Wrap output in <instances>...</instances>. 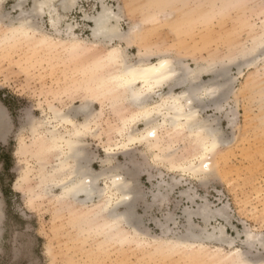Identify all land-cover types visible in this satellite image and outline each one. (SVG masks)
I'll return each mask as SVG.
<instances>
[{
    "label": "rangeland",
    "instance_id": "obj_1",
    "mask_svg": "<svg viewBox=\"0 0 264 264\" xmlns=\"http://www.w3.org/2000/svg\"><path fill=\"white\" fill-rule=\"evenodd\" d=\"M18 3L0 2V113L4 122L0 133V264H264L261 0H76L67 13L60 9L61 0H53L63 17L61 32L53 31L44 14L28 19L37 29L28 35L11 29L21 14L29 17L33 8L30 0L17 7ZM103 4L120 12L121 32L127 33L134 25L141 29L130 48L121 43L131 60L147 54L155 61L167 54L180 57L192 69L205 63L229 64L227 78L232 80L230 94L220 103L222 110L200 112L201 120H218L222 139L209 156L213 172L207 180L156 162L153 151L142 144L118 149L123 140L119 130L134 112L124 98L119 99L120 91L89 101L94 109L89 119L94 123L92 132L82 137L83 164L97 175L99 189L108 182L107 174H122L127 180L131 176L134 227L127 222L124 233L106 223L97 196L78 203L62 198L59 186L50 184L59 150L50 127L43 123L50 116V106L64 111L80 106L87 95L83 84L105 90L112 87L109 82L118 66L109 54L118 42L94 44L91 31L92 18ZM69 23L82 45L72 43L65 34ZM212 78L206 74L201 80ZM84 119L78 115L74 120L79 124ZM66 126H59L57 135L66 134L70 130ZM143 127L141 122L135 125L137 130ZM170 133L163 135V145L173 143L177 164L200 152V141L193 135ZM203 204L212 212L222 210L223 216L214 214L205 224L193 214ZM117 210L122 213L125 208ZM188 211L190 218H186ZM204 227L208 234L223 229L225 242L203 236L189 239L191 231L197 235ZM247 235L254 241L252 248L246 244Z\"/></svg>",
    "mask_w": 264,
    "mask_h": 264
},
{
    "label": "bare ground",
    "instance_id": "obj_2",
    "mask_svg": "<svg viewBox=\"0 0 264 264\" xmlns=\"http://www.w3.org/2000/svg\"><path fill=\"white\" fill-rule=\"evenodd\" d=\"M1 1L2 0H0V2ZM24 1L26 0H18L19 3L17 7L20 6V4ZM30 1L33 4V8L31 12L29 13V17H28V13L23 14V15L21 14L20 17L17 19L16 24L12 26L11 29L14 32L25 34V35L35 33L37 32V29L34 28L33 24L28 19L33 18V17L35 18L39 15L46 14L49 17V24L51 28L53 29V31L60 33L61 28L59 27V22L61 21L63 17L59 15L56 7L53 6V0H30ZM42 4L46 5L43 11H41V8H40ZM75 5H76V0H61L60 9L61 11H63V13L65 12L67 13ZM109 12L111 13V15L108 14ZM120 19H121L120 12H114L110 7H107L103 4L101 7V11L97 14L96 17L92 18L93 27L91 31H92V39L94 41L92 42L94 44L104 42V43H107V45L113 44V42H118V44L111 46L113 48L112 49L113 51L119 50V49L124 50V48L121 46V43H124L126 45L125 49L130 48V46L133 45V40L135 41L138 40L141 34V29L138 26L134 25L131 27V29L127 33H123L121 32L119 24H118ZM73 30H74V27L70 23L66 24L64 27L65 34L67 35L68 38H70V41L76 45H82L83 42H81L80 40H78V38H76ZM113 30H118L119 33H123L126 38L110 39L109 37L112 35ZM124 53H125V50H124ZM146 55L147 54H144V55H141V57H139V54H138L139 60L137 61H133L125 55L126 63L131 68H146V67H149L157 63V60L151 61L149 60V57ZM160 56H168L173 61L179 62L177 71L183 72L185 74L194 73L200 80H201V77L206 74H211L213 76V78L208 81L209 83L214 80L217 81L218 83H226L231 80V78L230 80H228L227 78L229 64L220 65L218 67L219 73H217V72L205 71V69H207L210 65H216L215 63H205V65L198 64L197 66H195V68L192 69L187 64H185L183 61H181L180 57H173L167 54L160 55ZM116 65L118 66V69H117V72L114 78L119 76V74L121 73L120 65L119 64H116ZM220 78L223 79L224 82H219ZM136 87L137 88L141 87L139 82H137ZM177 89H179L178 92L176 91ZM118 91L121 92L120 95L118 96L119 99L120 97L124 98L123 90H118ZM160 91L165 93L166 96L172 95V96L183 98L185 89L179 86L169 88V86L166 85ZM226 96L224 97L223 101L226 100ZM153 99L156 100V102L158 103L160 102L159 98L157 97H154ZM81 105L71 110H68V111H64L61 108L59 109V108L52 107V106L49 107L48 113L50 114V116L46 117L43 123L47 124L48 127H50L51 139L53 141L54 146H56V148L59 150V155H58L59 163L55 167V173L51 175L50 177L49 175L47 177L50 178V184L55 183L56 184L55 186L57 187L59 186L61 190L62 198H67V199L70 198V199L75 200V202L78 201V203L83 204L85 202H91V200L95 196H97L99 199L97 200L99 201L98 207H99L100 212L104 215V218L106 219V223H108L109 226H111L112 228L118 229L122 233H124L126 232V230L123 225L127 224V222L132 223L131 225L134 227L133 225L134 216L131 215L132 214V203L134 201L132 197L134 195L133 186H132L133 184H130L132 180L129 179L131 178V176L127 180L121 176L122 174L121 175L115 174V173L107 174L105 175L106 177L105 179H107L108 182H106L105 185L103 184L104 188L101 187V189H99L100 187L99 188L97 187V181H98V178L96 177L97 175L94 176L93 174H90L87 171L86 166L83 164V162L85 161V155H84L83 148H82L83 146L82 137L83 135L89 132H92L91 124L94 123V121H91L89 119V114H88L89 112L83 109ZM128 105L130 106V108L133 109L134 112L131 115L127 116L123 124V127L119 130L123 136V140L120 143V145L117 143L118 149L127 150L128 147L130 149L131 145L142 144L149 150L151 149L153 151L152 157L155 159V161L157 160L158 162H163V163L165 162L166 164H168L169 168L173 171L179 170V171H182L183 173H188L192 175V177H197L201 179L202 177L209 176L213 172L212 165L209 162V156L210 155L212 156L215 154L218 146L222 142L219 131L216 128V125L218 126V123H217L218 120L217 121L215 119L212 120V123L215 125L216 131L218 133L217 145L214 148V150L206 153L205 143L209 141L210 129L201 128V127L194 126V125L197 120L204 122L205 124H207L209 120L208 119L201 120L199 118L200 115L198 117L195 115L197 112V107L195 105L192 106V112L194 116L193 120L187 119L186 113H187L189 106L187 105L186 100L184 101L182 105L184 108V111H178L176 108H173L170 111L166 110L164 115L159 117L160 124H159V130L157 131V135L155 137H146V139H143V140H141V137H144L146 135L145 124L141 122L144 125L143 130L135 129V125L140 121H137L135 119L136 110L132 107L131 104L128 103ZM212 108L213 110L220 112L222 110V104L219 105V109L221 110H218L216 106H213ZM78 115H82L85 117L84 121L79 124H77V122L74 120L75 117H77ZM63 125L69 126L70 130H67L65 132L66 134L57 135L58 127L63 126ZM3 127H4L3 116L0 113V133ZM64 129L66 130V128ZM170 132H174V133L176 132V133H181V134L188 133L190 135H193V137H196L200 141V145H201L200 152L195 157H191L192 158L191 160L184 162L186 160V158H184L185 160L183 161V163L177 164L174 159L176 158L175 157L176 153H174L173 149H171V144L173 143H167L163 145V140H164L163 135L165 134L166 136H170L173 134V133L171 134ZM167 141L169 142L168 139ZM113 148L115 150L116 147H113ZM111 150L112 149L107 150L106 151L107 154H110ZM157 151H159V154L156 153ZM204 163L209 164V170L207 172H205V170L203 169ZM63 170H66V172L61 173ZM105 173H108V172H105ZM170 186L171 185H169L168 187L170 188ZM160 188H161V185H160ZM163 198L165 197L163 196ZM191 200H193V196ZM203 206L205 208H203ZM119 207H124L125 211L122 213L121 212L119 213L117 210ZM201 208L200 210H195L196 212L193 211L194 212L193 214H196L195 216L201 217V219L203 220L205 224L208 223L210 216L214 214L223 216L222 210L220 209L212 212L208 209L207 205H204V204L202 205ZM204 209H206L207 211L205 212ZM188 212H189L187 213L188 215H186L185 213L186 218L187 217L190 218L192 214L191 211H188ZM216 230H218L216 231L217 234H214L213 231L212 233L208 234L206 233V230L204 227L202 230H199L200 233L199 234L197 233V235H194V233L191 231L190 232L191 238L189 239L191 241H197V240H200L199 237L203 236V238L204 239L206 238V240L213 239L214 241H217V242H225V240L223 239V237L225 236L224 230L221 228L220 229L218 228ZM134 232L137 234L136 231ZM249 237L250 236L247 235L246 244L248 248H250V246L252 248L254 241L253 239L251 240V238Z\"/></svg>",
    "mask_w": 264,
    "mask_h": 264
},
{
    "label": "snow or ice",
    "instance_id": "obj_3",
    "mask_svg": "<svg viewBox=\"0 0 264 264\" xmlns=\"http://www.w3.org/2000/svg\"><path fill=\"white\" fill-rule=\"evenodd\" d=\"M261 4L264 5V0H261ZM237 6V5H230ZM46 5H41V11H43ZM111 15V13H108ZM110 39H124L126 38L123 33H119L118 30H113ZM260 55L264 56V42L259 45ZM109 58L113 63L119 64L121 67V73L109 82L112 87H108L107 90L103 86L93 88L90 85L83 84L82 88L87 93L85 99L82 101V108L88 112L94 111L91 101L107 97L113 90H123L124 100L126 103L132 105L136 110L137 121L143 122L146 127V135L141 137V140L146 137H155L159 130V117L163 116L166 110L176 108L178 111H184L183 103L186 100L188 107L186 116L187 119L193 120L192 106L197 107L196 116L200 115L201 111H211L213 106L219 109V105L224 97L230 94L231 81L226 83H218L217 81L206 82L198 79L196 74H185L177 71L179 62L173 61L168 56H159L157 63L146 68H131L126 63V56L123 49L114 50L109 54ZM205 71L219 73L218 66L210 65ZM137 82L141 87L137 88ZM169 86L181 87L185 89L183 98L172 95H165L160 90ZM159 98V103L153 98ZM31 116L29 115V119ZM167 119V118H166ZM194 126L201 128H208L209 141L205 143V152L214 150L217 145V131L215 125L211 120L205 124L199 120L196 121ZM203 169L205 172L209 170V164L204 163ZM119 179V177H118ZM202 179H210L209 176L202 177ZM67 187V186H66ZM206 212L207 210L204 209ZM251 238V236L249 237Z\"/></svg>",
    "mask_w": 264,
    "mask_h": 264
}]
</instances>
